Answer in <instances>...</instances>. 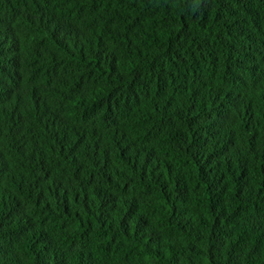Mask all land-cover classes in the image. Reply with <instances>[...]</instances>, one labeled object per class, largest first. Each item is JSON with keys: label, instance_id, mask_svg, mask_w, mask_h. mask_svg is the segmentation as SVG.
Listing matches in <instances>:
<instances>
[{"label": "trees", "instance_id": "1", "mask_svg": "<svg viewBox=\"0 0 264 264\" xmlns=\"http://www.w3.org/2000/svg\"><path fill=\"white\" fill-rule=\"evenodd\" d=\"M0 264H264V0H0Z\"/></svg>", "mask_w": 264, "mask_h": 264}]
</instances>
